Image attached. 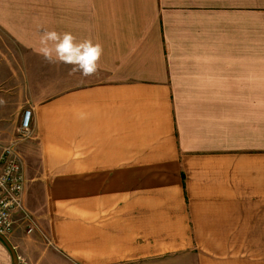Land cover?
<instances>
[{
	"label": "crops",
	"instance_id": "0c3cea01",
	"mask_svg": "<svg viewBox=\"0 0 264 264\" xmlns=\"http://www.w3.org/2000/svg\"><path fill=\"white\" fill-rule=\"evenodd\" d=\"M50 1L0 0V93L31 108L22 199L56 264H264V0H91L87 77L37 51L73 28ZM22 230L18 264L54 262Z\"/></svg>",
	"mask_w": 264,
	"mask_h": 264
},
{
	"label": "built area",
	"instance_id": "2783aa9c",
	"mask_svg": "<svg viewBox=\"0 0 264 264\" xmlns=\"http://www.w3.org/2000/svg\"><path fill=\"white\" fill-rule=\"evenodd\" d=\"M31 108L21 110L14 134L0 139V233L7 236L21 225L25 232L39 230L35 217L24 207V171L17 144L32 134Z\"/></svg>",
	"mask_w": 264,
	"mask_h": 264
},
{
	"label": "rangeland",
	"instance_id": "374dc122",
	"mask_svg": "<svg viewBox=\"0 0 264 264\" xmlns=\"http://www.w3.org/2000/svg\"><path fill=\"white\" fill-rule=\"evenodd\" d=\"M54 3H57V4L61 3V5H58L57 7H59L60 10L62 11V13L64 14V23L63 24H64L65 29L68 27V25L70 23H72L73 28L71 27V33L73 35L78 34L80 37H85V38L90 37L89 34H91V30L88 29L87 25L91 26V0H54ZM76 32H77V34H76ZM3 95H4L3 93H0V103L6 105V107H5L6 110H5V114H4L3 118L0 119V125L3 124L2 127L0 128V139L6 140L14 134L17 123L14 125L11 123L10 120H11V116L13 113L12 112L13 111V108H12L13 105H12V103L10 105V103H9L10 101H9L8 96L5 97L6 96L5 95L3 98H1V96H3ZM18 144H17V146H18ZM20 159H21V157H20ZM38 186H40V185H38ZM41 195H42V193H41L40 188L36 187L34 192L29 194L28 198L31 201H33V199H40ZM30 213L34 217L36 216L32 211ZM37 224L39 226V230H33V231H36L37 234H35L33 231L28 232V233L24 231V233H23V230L20 231V234L21 235H23V234L27 235V237L32 239L35 244L39 245V246H36V251H37L38 256L41 252L47 251L49 258L54 260V262L50 261L49 263L56 264L57 255L60 254L61 256L66 257V254L60 248L55 246V244H53L52 241H50V239H49L50 236L45 232V230H42V228L40 227L38 222H37ZM31 233L32 234L34 233L36 236H38V238L32 236ZM73 262H75V261H73ZM75 263H77V262H75ZM32 264H40V261L35 260Z\"/></svg>",
	"mask_w": 264,
	"mask_h": 264
},
{
	"label": "clouds",
	"instance_id": "9594fccd",
	"mask_svg": "<svg viewBox=\"0 0 264 264\" xmlns=\"http://www.w3.org/2000/svg\"><path fill=\"white\" fill-rule=\"evenodd\" d=\"M38 53L49 64L71 65L74 72L82 76H91L99 69V60L103 54L102 46L90 39L80 40L70 32L41 29L39 32ZM84 118V114H80Z\"/></svg>",
	"mask_w": 264,
	"mask_h": 264
},
{
	"label": "water",
	"instance_id": "95a60500",
	"mask_svg": "<svg viewBox=\"0 0 264 264\" xmlns=\"http://www.w3.org/2000/svg\"><path fill=\"white\" fill-rule=\"evenodd\" d=\"M0 240L5 245V247L7 248L10 254L11 264H18L17 254L13 246L10 244L9 240L7 239V237L0 233Z\"/></svg>",
	"mask_w": 264,
	"mask_h": 264
}]
</instances>
